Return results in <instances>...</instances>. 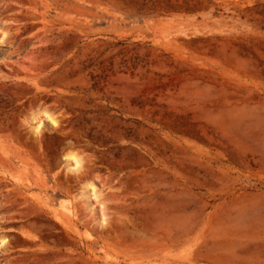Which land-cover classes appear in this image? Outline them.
<instances>
[{
	"label": "rangeland",
	"instance_id": "374dc122",
	"mask_svg": "<svg viewBox=\"0 0 264 264\" xmlns=\"http://www.w3.org/2000/svg\"><path fill=\"white\" fill-rule=\"evenodd\" d=\"M0 264H264V0H0Z\"/></svg>",
	"mask_w": 264,
	"mask_h": 264
},
{
	"label": "bare ground",
	"instance_id": "6f19581e",
	"mask_svg": "<svg viewBox=\"0 0 264 264\" xmlns=\"http://www.w3.org/2000/svg\"><path fill=\"white\" fill-rule=\"evenodd\" d=\"M70 158L74 161L75 165H77V163H78L77 159L74 156H70Z\"/></svg>",
	"mask_w": 264,
	"mask_h": 264
}]
</instances>
